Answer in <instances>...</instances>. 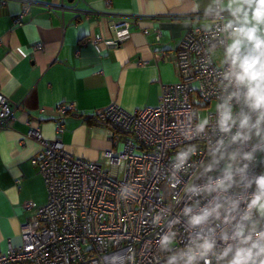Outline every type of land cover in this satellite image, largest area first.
<instances>
[{"label": "built area", "instance_id": "obj_1", "mask_svg": "<svg viewBox=\"0 0 264 264\" xmlns=\"http://www.w3.org/2000/svg\"><path fill=\"white\" fill-rule=\"evenodd\" d=\"M33 4L22 0L15 25ZM246 12L252 16L248 4L224 9L216 0L208 12L194 15L209 23L183 34L173 54L178 80L161 85L157 103L128 110L111 102L98 113L118 129L111 140L122 141L120 150L87 160L70 153L59 136L46 138L38 128L23 133L38 145L29 162L42 176L47 198L41 205L23 203L31 212L21 224L20 242L0 251V264H163L169 256L191 264H231L238 250L264 246V213L249 209L255 181L264 176V119L262 110L251 107L247 85L237 81L239 68L228 52L230 40L242 38L238 30ZM130 21L114 20L107 44L124 41ZM252 47L240 46V57ZM199 106L205 107L203 119ZM57 111L67 108L59 105ZM226 112L231 119L222 126ZM14 118L0 91V127ZM62 130L57 122L55 132ZM222 180L225 186L217 187ZM206 211L202 223H192ZM206 241L212 247L205 252ZM258 251L252 249L247 264L264 260Z\"/></svg>", "mask_w": 264, "mask_h": 264}, {"label": "crops", "instance_id": "obj_2", "mask_svg": "<svg viewBox=\"0 0 264 264\" xmlns=\"http://www.w3.org/2000/svg\"><path fill=\"white\" fill-rule=\"evenodd\" d=\"M34 1L23 23L15 25L22 0H0V91L15 116L0 127V251L20 242L21 224L31 212L23 203L41 205L47 198L43 178L29 162L38 145L23 133L38 128L46 138L59 136L70 153L87 160L120 150V140H111L117 131L98 113L111 102L128 110L156 104L161 85L178 80L173 62L178 42L190 26L209 23L194 15L208 12L216 0ZM221 5L237 9L246 3L221 0ZM128 16V37L107 44L114 38L113 21ZM241 21L264 39V24L251 16ZM97 35L102 40L93 42ZM239 40L242 47L251 44L243 36ZM163 51L166 57L155 55ZM59 105L67 111L59 113ZM57 122L63 128L58 133Z\"/></svg>", "mask_w": 264, "mask_h": 264}, {"label": "clouds", "instance_id": "obj_3", "mask_svg": "<svg viewBox=\"0 0 264 264\" xmlns=\"http://www.w3.org/2000/svg\"><path fill=\"white\" fill-rule=\"evenodd\" d=\"M244 3L248 4L249 9L252 12L251 19L255 20L257 24H264V0H244ZM247 17V12L245 13ZM242 36L250 41L253 45L251 52L244 56L240 57V44L241 40H235L234 43L228 49L229 54L232 55V63L233 65H237L239 68V72H237L236 79L238 82L245 83L248 87L247 98L250 102V105L253 109H260L261 118L264 119V39L258 37L256 35L257 28H240L238 30ZM231 119V117L226 112L223 115L222 126L226 125L227 122ZM247 118H245L241 122V126L247 125ZM259 123V121H258ZM224 131H228L227 127L223 128ZM231 177H226V179H230ZM257 185V193L253 197L251 204L249 205V209L256 207L262 213H264V176H260L255 181ZM224 181H219L217 183V187H224ZM217 208L220 205L216 206ZM234 207V205H233ZM215 211V209H213ZM209 212H204L203 215L194 216L192 218L193 224L202 223L208 216ZM248 216H245L244 219H248ZM243 229L241 228L237 235H242ZM260 238L264 239V233L260 234ZM247 239H251L249 236ZM205 252L210 250L212 245L209 242H205L201 246ZM253 248H258L259 251L256 253L259 256L261 253H264V246H260L258 243H254L251 248L248 249H240L236 252L234 259L231 261V264H247V262L253 257ZM227 251H225V255H227ZM205 252H202L201 255H204ZM260 264H264V260L260 262Z\"/></svg>", "mask_w": 264, "mask_h": 264}, {"label": "rangeland", "instance_id": "obj_4", "mask_svg": "<svg viewBox=\"0 0 264 264\" xmlns=\"http://www.w3.org/2000/svg\"><path fill=\"white\" fill-rule=\"evenodd\" d=\"M230 44H232V41H230ZM245 84V83H243ZM214 103L212 102L210 105H208L209 108L213 107ZM199 112L201 113V119H203V114H204V110L205 107L204 106H199ZM118 148L122 147V141L120 140V142L118 143ZM174 259L173 264H190L187 261L183 260V259H179V258H172Z\"/></svg>", "mask_w": 264, "mask_h": 264}, {"label": "water", "instance_id": "obj_5", "mask_svg": "<svg viewBox=\"0 0 264 264\" xmlns=\"http://www.w3.org/2000/svg\"><path fill=\"white\" fill-rule=\"evenodd\" d=\"M170 258H179V259H183V260L187 261L188 263H190L188 260H186V259H184V258H182V257H179V256H169V257H167L165 260H168V259H170ZM162 262H163V261H159V262L156 263V264H162ZM190 264H191V263H190Z\"/></svg>", "mask_w": 264, "mask_h": 264}, {"label": "trees", "instance_id": "obj_6", "mask_svg": "<svg viewBox=\"0 0 264 264\" xmlns=\"http://www.w3.org/2000/svg\"><path fill=\"white\" fill-rule=\"evenodd\" d=\"M110 124V123H109ZM111 125V124H110ZM115 130H118L115 126H113V125H111ZM173 261H174V259H172V258H170V259H168V260H166V262L165 263H163V264H173Z\"/></svg>", "mask_w": 264, "mask_h": 264}]
</instances>
